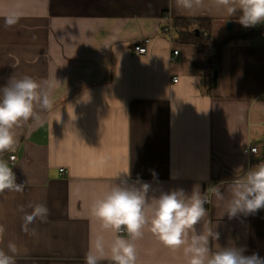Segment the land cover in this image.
<instances>
[{
    "label": "crops",
    "instance_id": "1",
    "mask_svg": "<svg viewBox=\"0 0 264 264\" xmlns=\"http://www.w3.org/2000/svg\"><path fill=\"white\" fill-rule=\"evenodd\" d=\"M11 11L19 19L7 26ZM241 15L217 0L193 9L178 0H0V88L28 75L49 81L53 99L50 110L37 109L39 120L17 128L15 151L3 155L24 184L0 194V249L14 264H84L100 227L91 207L121 180L147 183L149 202L199 190L209 203L194 227L218 236L209 237L211 250L264 258V208L231 218L225 211L230 186L264 153V33L228 42L217 64L214 46L201 52L172 27L176 18L206 19L204 35L219 41L252 28ZM145 39L146 52H134ZM30 203L46 204L49 215L25 232ZM135 244L137 264H187L183 248L166 247L147 227Z\"/></svg>",
    "mask_w": 264,
    "mask_h": 264
},
{
    "label": "clouds",
    "instance_id": "2",
    "mask_svg": "<svg viewBox=\"0 0 264 264\" xmlns=\"http://www.w3.org/2000/svg\"><path fill=\"white\" fill-rule=\"evenodd\" d=\"M202 0H178L179 5L193 9ZM226 7L229 14L241 10L239 23L244 27H254L264 23V0H217ZM19 13L11 11L5 14V24L13 26L18 22ZM53 106L52 84L47 80L38 81L25 75L12 78L0 88V194L5 191L23 192L24 184L16 183V176L3 159L5 152H14L18 143L17 128L31 120H39L37 109L47 111ZM129 171L124 172L127 176ZM120 176V175H119ZM119 178V177H118ZM149 185L139 187L129 185L127 180L114 184L102 197L94 201L91 215L100 227L90 239L84 264H137L135 241L142 238L147 227L166 247L172 250L183 248L187 264H264V258L258 254L244 255V249L229 247L212 251L209 237L218 238L215 233L197 234L195 225L205 217L206 199L199 190L188 196L183 189L161 193L159 197L147 199ZM216 194L223 195L219 188ZM30 212L23 216L21 228L29 232L34 221L47 222L49 209L46 204H29ZM264 208V162L250 169L241 181L230 186V199L225 211L229 217L238 213H255ZM21 211L24 209L21 208ZM4 231L0 226V233ZM126 232L128 238L121 235ZM35 235V229H31ZM10 252L16 251V245L9 242ZM0 264H14L11 255L0 249Z\"/></svg>",
    "mask_w": 264,
    "mask_h": 264
},
{
    "label": "trees",
    "instance_id": "3",
    "mask_svg": "<svg viewBox=\"0 0 264 264\" xmlns=\"http://www.w3.org/2000/svg\"><path fill=\"white\" fill-rule=\"evenodd\" d=\"M194 25L195 28L187 30V26ZM172 27L179 29V39L184 42H189L195 44L199 51L204 52L210 47L214 46L216 48V63H219L220 60V49L222 46L227 44L231 41H242V40H249L254 38L260 34L264 33V23L248 28L243 30L235 31L219 41H213L210 39L209 35L205 36L204 32L209 31L210 23L206 19H183V18H176L172 21ZM203 28V29H201ZM183 29V30H182ZM186 29V30H185ZM198 30V34L196 35L194 30ZM261 162H264V153L261 158L254 160L252 165H257Z\"/></svg>",
    "mask_w": 264,
    "mask_h": 264
},
{
    "label": "built area",
    "instance_id": "4",
    "mask_svg": "<svg viewBox=\"0 0 264 264\" xmlns=\"http://www.w3.org/2000/svg\"><path fill=\"white\" fill-rule=\"evenodd\" d=\"M171 25L168 24V23H165L164 25H162L161 27V33L162 34H168L169 31L171 30ZM147 41V39L143 40L142 42L140 43H137V44H134L133 45V51L136 52V53H145L146 52V45H145V42ZM173 55H177V50H173ZM173 81L176 82L177 81V78L176 77H173ZM248 152L249 153H257L258 152V148L257 146H249L248 148ZM15 159V155H10L9 156V160L13 161ZM61 173H64L65 170L64 169H60L59 170ZM204 199H206V203L205 205H207L209 203V197L208 196H203ZM121 234H126V232H122Z\"/></svg>",
    "mask_w": 264,
    "mask_h": 264
},
{
    "label": "water",
    "instance_id": "5",
    "mask_svg": "<svg viewBox=\"0 0 264 264\" xmlns=\"http://www.w3.org/2000/svg\"><path fill=\"white\" fill-rule=\"evenodd\" d=\"M226 25H227L228 29H231L232 26H231L230 22H227ZM194 32H195L196 35L198 34V30L197 29H195ZM214 74H215V72H214Z\"/></svg>",
    "mask_w": 264,
    "mask_h": 264
}]
</instances>
